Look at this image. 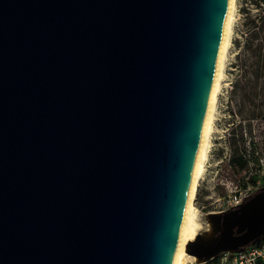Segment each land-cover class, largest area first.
I'll return each mask as SVG.
<instances>
[{"label":"water","instance_id":"95a60500","mask_svg":"<svg viewBox=\"0 0 264 264\" xmlns=\"http://www.w3.org/2000/svg\"><path fill=\"white\" fill-rule=\"evenodd\" d=\"M228 1L0 0V264L173 263Z\"/></svg>","mask_w":264,"mask_h":264},{"label":"rangeland","instance_id":"374dc122","mask_svg":"<svg viewBox=\"0 0 264 264\" xmlns=\"http://www.w3.org/2000/svg\"><path fill=\"white\" fill-rule=\"evenodd\" d=\"M253 2L238 0L237 3L232 44L219 94L209 158L195 200L203 226L201 235L211 230L210 236L217 241L222 235L228 209L254 198L264 189V94L261 93L257 98L249 96L246 94L247 86H238L236 82L237 68L242 60L238 55L244 54L246 11L251 9V15L259 12ZM242 153H246L251 163L246 176L238 177L230 160ZM215 257V263H212L213 258L204 257L201 262L190 260L187 264L221 263L222 255Z\"/></svg>","mask_w":264,"mask_h":264},{"label":"bare ground","instance_id":"6f19581e","mask_svg":"<svg viewBox=\"0 0 264 264\" xmlns=\"http://www.w3.org/2000/svg\"><path fill=\"white\" fill-rule=\"evenodd\" d=\"M237 3L238 0L228 1L227 13L220 42L213 83L172 264H187L190 260L201 262L203 261L204 256L194 254V247L197 246L205 248L213 246L219 241H217L216 238L210 236L211 230L208 234L201 235L200 232L203 226L200 220V211L195 204V200L197 199L200 181L205 173L206 163L209 158L211 138L214 131V122L218 108L219 94L226 76V64L229 49L232 44Z\"/></svg>","mask_w":264,"mask_h":264},{"label":"trees","instance_id":"16d2710c","mask_svg":"<svg viewBox=\"0 0 264 264\" xmlns=\"http://www.w3.org/2000/svg\"><path fill=\"white\" fill-rule=\"evenodd\" d=\"M253 6L259 10L256 15H251V9L246 11V20L243 32L244 54H239L242 60L237 68L236 82L238 86H247L246 94L258 97L264 94V0H254ZM250 160L246 153L234 156L230 165L238 177H245L249 169ZM217 258L213 259L215 263Z\"/></svg>","mask_w":264,"mask_h":264},{"label":"built area","instance_id":"2783aa9c","mask_svg":"<svg viewBox=\"0 0 264 264\" xmlns=\"http://www.w3.org/2000/svg\"><path fill=\"white\" fill-rule=\"evenodd\" d=\"M219 255H222L219 264H264V238L243 249L225 251Z\"/></svg>","mask_w":264,"mask_h":264},{"label":"flooded vegetation","instance_id":"af4514ba","mask_svg":"<svg viewBox=\"0 0 264 264\" xmlns=\"http://www.w3.org/2000/svg\"><path fill=\"white\" fill-rule=\"evenodd\" d=\"M263 195H264V189L261 190V191H260V192H259L254 198L247 199V200L241 202V203H240L239 205H237L235 208H229V209H228V212H227V214H226V216H225V218H226L227 216H229V215H233V214H245V213H247L248 210H249L250 205L252 204V202H253L254 200H256L257 198L263 196ZM225 218H224V219H225ZM246 228H247V227H237V228L235 229V234H236V235H239V234L244 233V231L246 230ZM263 238H264V234H263L259 239H257V240L254 241V242H257V241H259V240H261V239H263Z\"/></svg>","mask_w":264,"mask_h":264}]
</instances>
